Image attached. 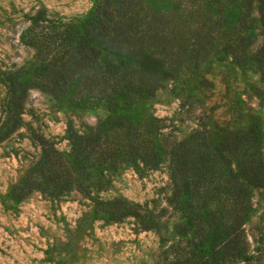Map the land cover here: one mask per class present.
<instances>
[{"label": "rangeland", "instance_id": "obj_1", "mask_svg": "<svg viewBox=\"0 0 264 264\" xmlns=\"http://www.w3.org/2000/svg\"><path fill=\"white\" fill-rule=\"evenodd\" d=\"M93 5L94 0H0V264H187L199 233L171 199L168 155L157 165L136 155L81 172L70 167L69 178H58L57 193L32 188L12 194L24 178L39 176L35 169L45 148L71 158L68 124L84 133L111 114L126 115L158 143L183 140L198 129L213 134L246 128L255 120L264 138V80L254 63L237 64L229 53L217 58L219 53L210 52L197 73L182 69L152 94L132 91L112 109L103 99L71 101L69 91L41 86L33 73L40 62L39 32L50 22L77 24ZM38 11L44 19L33 24L30 17ZM254 25L248 54L264 40L257 20ZM11 116L18 117L12 127ZM249 190L245 250L231 264H264V187ZM118 206L124 213L112 218L109 210ZM155 214L152 223L148 216Z\"/></svg>", "mask_w": 264, "mask_h": 264}, {"label": "trees", "instance_id": "obj_2", "mask_svg": "<svg viewBox=\"0 0 264 264\" xmlns=\"http://www.w3.org/2000/svg\"><path fill=\"white\" fill-rule=\"evenodd\" d=\"M41 14L30 17L33 24L44 19ZM255 20L264 33V0H94L79 23L43 26L36 39L40 62L33 73L41 86L60 94L69 91L71 101L103 99L110 109L132 91L152 94L163 79L182 69L197 73L210 52L219 53L217 58L229 53L240 65L254 63L264 80V40L248 54ZM17 120L11 116L10 126ZM143 131L123 114H111L84 133L68 124L71 158L63 160L45 148L35 169L39 176L24 178L12 194L21 196L32 188L57 193V180L69 178L70 167L81 172L136 155L157 165L161 155H168L171 199L199 233L187 264L233 263L245 250L242 224L250 210L249 189L264 187V138L258 122L213 134L198 129L169 144ZM119 207L110 208L112 218L124 213ZM155 216H148L152 223Z\"/></svg>", "mask_w": 264, "mask_h": 264}]
</instances>
